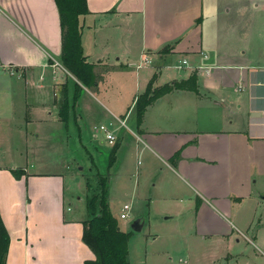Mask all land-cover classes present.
Masks as SVG:
<instances>
[{
  "label": "crops",
  "instance_id": "obj_1",
  "mask_svg": "<svg viewBox=\"0 0 264 264\" xmlns=\"http://www.w3.org/2000/svg\"><path fill=\"white\" fill-rule=\"evenodd\" d=\"M154 4L88 0L90 13L80 18L83 48L100 81L96 88L82 86L72 107L79 136L82 123L86 127L94 119L117 126V156L137 157L151 181L142 194L177 231L182 242L177 250L189 264H203L198 254L224 245L227 261L212 258L206 264H264L257 260L258 252L264 256V38L258 35L245 49L241 42L225 52L208 49L204 41L199 50L174 43L186 31L184 21L171 17L168 22L175 26L158 32L150 27ZM236 11L257 19L264 0H247ZM138 16L143 29L135 44L140 43L127 46L120 25ZM104 28L111 30L106 39L112 44L99 48ZM114 35L121 45L113 44ZM62 46L56 0H0V119L24 141L39 136L41 129L67 128L60 104L65 97L73 103L79 81L52 65L54 59L62 63ZM176 58H183L178 64L187 61L181 68L185 72L176 71ZM195 73L197 92L174 88L148 105L138 120L137 98L154 77L158 87ZM19 168L26 174L16 179L10 171L15 167L0 165V216L10 233L6 264L95 259L83 241L88 216L68 203L64 176L30 173L28 165ZM109 203L113 213L110 196ZM239 235L253 245V259L239 261V254L232 253L230 241L239 250Z\"/></svg>",
  "mask_w": 264,
  "mask_h": 264
},
{
  "label": "rangeland",
  "instance_id": "obj_2",
  "mask_svg": "<svg viewBox=\"0 0 264 264\" xmlns=\"http://www.w3.org/2000/svg\"><path fill=\"white\" fill-rule=\"evenodd\" d=\"M202 2L203 11H201ZM202 2L201 0H156L153 7L154 13H152L153 23L150 27L152 25V28H157L161 33L165 28H170V25L175 26L168 22L171 17L183 20V28L186 31L175 39L174 43H190L198 50L201 47L198 45L202 41L207 43L208 49L225 52V50L237 48L241 42L245 49L253 37L258 35L264 38V13L259 14L256 19L236 11L240 5H246L247 0H203ZM226 5L232 8L230 12L222 9ZM134 21V23L126 22L120 25L121 30L127 33V46H136L140 43L135 44V41L139 39L143 21L139 16L135 17ZM107 29L100 31L101 35L97 39L99 48L112 44V40L108 43L106 39L111 36L109 34L111 30ZM130 33L133 34L132 42L129 39ZM113 39H116L113 44L121 45L118 35H114ZM179 59L183 58H176L173 64L177 66L181 62ZM176 71L185 72L183 69ZM70 110L69 122L66 125L68 129L57 131L53 128L41 129L39 136L26 141L22 139L19 132L11 133L4 126L5 122L0 119V165L15 167V169L28 165L30 173L63 175L66 179L68 203H72L74 210L85 217L89 214L88 195L100 191L98 176L106 175L109 178V195L113 213L119 216L120 227L133 231L131 229L133 221L140 217L145 219L143 230L133 231L134 235L130 239V264H189L188 256L177 250V246L182 243L176 239L177 231L166 225L163 219L165 216L160 213V209L156 205H151L142 194L148 189L151 181L149 175L139 169L137 157L134 154L124 156L121 153L117 156L118 162L109 168V155L116 144L108 142L105 133L100 130V125H110L114 131L117 126L109 124L107 120L104 122L103 118L94 119L88 121L86 127L82 123V135L79 136L74 112ZM127 125H132L131 120L127 121ZM122 128L124 129L122 132L128 130L125 127ZM125 203L131 204L130 216L122 219L121 213ZM239 237L241 240L239 250L234 248L235 241H230L232 253L239 254V261L253 259V245L247 243L246 237L242 235ZM216 245H214L215 248ZM225 247L227 246L219 247L216 251L198 254V262L206 264L210 263L212 258H219L218 262L224 263L228 255L223 251ZM257 254L259 255L257 260L263 263L264 256L259 252ZM190 262L194 263L191 260Z\"/></svg>",
  "mask_w": 264,
  "mask_h": 264
},
{
  "label": "trees",
  "instance_id": "obj_3",
  "mask_svg": "<svg viewBox=\"0 0 264 264\" xmlns=\"http://www.w3.org/2000/svg\"><path fill=\"white\" fill-rule=\"evenodd\" d=\"M56 4L59 8L62 26V64L80 82H76L73 103L65 97L60 104L61 120L66 126L69 122L70 109L75 106L80 97L81 85L96 88L100 77L95 74V64L89 61L83 48V27L80 18L90 13L88 0H56ZM154 81L155 77L147 85L146 92L137 98L138 120L142 119L148 105L158 97L171 92L174 88L191 89L196 92L199 90L196 74L191 75L187 80H175L172 84L158 87L154 86ZM118 147L117 144L114 145L110 152L109 168L117 162ZM10 171L17 179L26 174L23 168L11 169ZM98 178L100 191L88 195L87 211L89 214L88 219L83 222V241L88 248L93 250L95 259L85 260L84 264H130L129 241L134 232L120 229L118 219L110 209L109 178L106 175H99ZM9 245L10 233H8L2 216H0V264L7 262Z\"/></svg>",
  "mask_w": 264,
  "mask_h": 264
},
{
  "label": "built area",
  "instance_id": "obj_4",
  "mask_svg": "<svg viewBox=\"0 0 264 264\" xmlns=\"http://www.w3.org/2000/svg\"><path fill=\"white\" fill-rule=\"evenodd\" d=\"M187 64H188L187 61L184 60L182 63L177 65V68L181 69V68H183V65H187ZM52 65L55 67V69H61L64 72H68V70H66V68L63 66V64L59 60L54 59L53 62H52ZM122 124L125 125L124 122H122ZM100 126H101L100 130L105 133V137L108 139V142L111 143V144H115V142H116L115 131L110 128V125L103 124V125H100ZM130 209H131V204L130 203H125L123 205L122 213H121V218L122 219L123 218H128L130 216V212H129Z\"/></svg>",
  "mask_w": 264,
  "mask_h": 264
},
{
  "label": "water",
  "instance_id": "obj_5",
  "mask_svg": "<svg viewBox=\"0 0 264 264\" xmlns=\"http://www.w3.org/2000/svg\"><path fill=\"white\" fill-rule=\"evenodd\" d=\"M262 198H264V194L262 195ZM144 223L145 219L143 217H140L133 221V223L131 224V229H133V231L135 232H141L143 230Z\"/></svg>",
  "mask_w": 264,
  "mask_h": 264
}]
</instances>
